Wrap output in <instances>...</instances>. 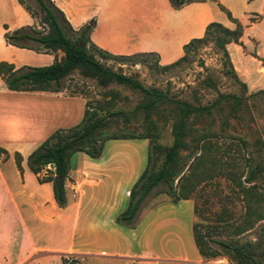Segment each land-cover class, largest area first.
Segmentation results:
<instances>
[{"label":"rangeland","instance_id":"1","mask_svg":"<svg viewBox=\"0 0 264 264\" xmlns=\"http://www.w3.org/2000/svg\"><path fill=\"white\" fill-rule=\"evenodd\" d=\"M207 2L204 7L215 11L212 17L215 20L211 23L217 22L225 26L228 20L226 12L221 8L219 11V5L215 1ZM181 9H175L171 0H150L149 3L145 0H116L95 19L98 26L92 36V43L112 56L156 54L162 58L163 66L170 65L182 58L185 45L204 36L192 38L180 47L182 42L198 32L185 29L183 24L192 19V9ZM112 11L118 12V15L111 14ZM96 21L89 24L93 25ZM257 43L260 45L262 42ZM235 44H240V41ZM253 44L256 46V41H253ZM156 48L162 49L164 54L161 56L160 52L154 50ZM34 52L37 55L54 54ZM35 54L22 52L19 55L23 63L20 68L51 65L48 60L36 59L38 56ZM59 55L63 56V53L59 52ZM249 55L256 59L255 64L250 67L261 69L257 72L258 75L253 77V86L244 81L236 71L230 52L228 51V57L224 56L223 51L210 40L192 50L188 59L179 66L165 70L156 64L152 56L142 58L146 63L140 60L139 63L133 64L126 60L104 59L97 54L98 60L108 68L137 79L148 89L168 93L174 100L195 106L210 105L221 96L227 95L241 100L239 106L235 105L234 98L223 101L212 114L194 117L189 122V137L186 140V148L180 153V159L189 169L185 171L183 182L188 186L187 190L192 191L190 200L194 203V208L188 204L184 211H173V214L165 218L160 214L154 217L158 233L151 241L150 248L162 259L193 255L192 247L182 242L184 233L180 228L181 223L191 231L193 223L198 231L207 236L214 250L221 253L220 257L204 261V264H248L234 253L223 251L216 242L239 246L264 264V217L253 227L247 224L254 221V218L249 216L254 210L264 216V57H258L254 53ZM256 62H260L261 66ZM63 86L65 95L82 97L86 103L89 102L91 107L99 111L101 116L114 111L131 112L145 101L144 94L139 91L116 84L102 87L97 80L86 78L79 71L65 79ZM70 109L78 111L79 108L72 106ZM175 117L173 106L166 104L150 114L138 111L137 116L129 120L112 118L105 131L110 134L144 133L148 123L153 122L160 135L159 143L163 147H170L174 141L172 131ZM202 138L205 140L198 142ZM104 149L106 158L122 163L120 166L124 170L123 174H114V180L123 179L124 183L125 190L120 192L116 208L117 213L120 211L122 214L128 208L130 200L126 189L138 173L141 175L147 167L149 141H109L105 143ZM118 154L117 158L114 157ZM82 155L78 153L72 156V169L80 163ZM163 159L164 156L160 155L156 169L161 167ZM22 160L24 161V156ZM10 162L7 163L10 164L6 166L7 170L15 166L14 161ZM258 168L263 169L254 183L257 186L259 203L253 204L244 191L254 185L246 182L250 172ZM49 170L46 168L40 175L49 176ZM27 172L33 181L35 175L29 170ZM167 189L166 185H160L144 200L139 212V221H143V217L159 205H172L173 197L166 193ZM33 223L35 222L29 219L30 226H33ZM35 224L42 225L38 222ZM48 226L47 223L44 224V227ZM39 240L46 246H59L49 235H43ZM101 263L107 264L106 261L98 259L85 264ZM108 263L123 264L118 261ZM161 264L179 263L162 261Z\"/></svg>","mask_w":264,"mask_h":264},{"label":"crops","instance_id":"2","mask_svg":"<svg viewBox=\"0 0 264 264\" xmlns=\"http://www.w3.org/2000/svg\"><path fill=\"white\" fill-rule=\"evenodd\" d=\"M52 1L72 27L80 30L96 21L98 15L116 0ZM207 3L195 2L181 9H192V19L183 24L185 29L198 32L188 37L180 47L192 38L205 35L206 27L215 20L212 19L215 11L204 7ZM215 3H220L244 26L240 44L228 45V51L236 71L253 86V77L261 69L250 67L256 59L249 54L264 57V0H215ZM111 14L118 15V12L112 11ZM225 16L228 18L225 26L234 29L235 24L226 13ZM36 24V20L18 0H0V63L14 65L17 70L23 65L19 59L22 52L35 54L32 50L8 44L7 39L15 30ZM97 26L96 21L89 33L91 41ZM253 41H256V46ZM257 42L262 43L259 45ZM154 50L160 52L161 56L164 54L160 48ZM37 56L36 59L48 60V64H53L56 56L62 58L59 52ZM159 59L163 66L162 58ZM256 63L261 66L260 62ZM72 106H77L78 111H72ZM85 110L86 102L82 97L65 95L63 90L59 93L10 91L0 76V147L10 153L8 161L0 159V264H63V256L74 257L81 264L97 259L107 264L109 261L123 264H161L162 261L204 264L194 241L193 223L191 231L180 223L184 233L182 242L192 247L193 255L162 259L150 248L151 241L158 233L154 217L160 214L165 218L173 211H184L188 204L194 208L191 200L172 202V205L165 203L151 209L136 228L116 222L121 214L116 209L118 197L125 188L123 179L114 180V174H123L124 170L120 166L122 163L106 158L104 152L100 159L81 153L83 155L77 167H70L68 178L64 179L68 202L63 208L56 203L52 182L41 183L39 175L35 174V179L31 181L27 172L30 171L29 155L57 130L78 125ZM16 152L24 156L22 170H19L13 156ZM117 156L119 154L114 157ZM12 161L15 168L7 170L6 166L10 165L7 163ZM140 176L138 173L126 189L129 199L131 187ZM29 219L42 225L33 223L30 226ZM45 223L49 226L44 227ZM43 235L54 238L59 246L43 245L39 240Z\"/></svg>","mask_w":264,"mask_h":264},{"label":"trees","instance_id":"3","mask_svg":"<svg viewBox=\"0 0 264 264\" xmlns=\"http://www.w3.org/2000/svg\"><path fill=\"white\" fill-rule=\"evenodd\" d=\"M26 11L36 20L37 26L22 27L10 36L7 42L18 48L29 49L38 53H58L63 56L59 59L56 56L55 62L44 67H22L15 69L14 65L0 63V76L5 81L7 88L15 92H54L63 90V81L73 73L79 71L82 76L97 80L99 85L106 87L116 84L141 92L145 96V101L131 112L114 111L101 116L99 111L86 103V110L82 121L71 128L60 129L54 132L45 142H43L28 157V167L30 171L39 175L41 183L52 182L54 186V196L59 207L67 205V193L65 184L58 185V177L68 178L70 172V160L73 155L83 153L93 159H100L103 156L105 143L112 140H148V164L141 174L132 190L130 191V201L128 208L116 219L122 226L136 228L139 221V212L144 200L152 194L155 188L166 185V193L173 197V202L190 200L191 190L184 184L187 165L180 159V153L186 148V140L189 137V122L194 117L210 115L223 101L227 102L234 98V103L239 106L241 100L234 96H221L212 104L207 106H195L188 102L174 100L168 93L146 88L137 79L127 76L121 72H116L97 58L100 54L104 59L126 60L133 64L147 62L142 60L145 57H154L156 64L160 65V59L156 54H139L135 56H112L97 48L90 39L92 24L84 26L80 30H75L69 23L63 12L59 10L52 0H18ZM175 9H181L191 3L207 2L215 0H171ZM34 5L36 8H34ZM230 21L235 24L234 29H230L221 23L213 22L206 27L205 35L199 39H193L184 46V56L178 61L161 66L164 70L175 68L186 61L192 50L199 45L213 41L215 45L228 57L227 45L238 43L244 34L242 23L234 19L231 13L222 5ZM170 104L175 109V122L173 124L174 141L170 147H163L159 143L160 135L156 125L148 123V128L144 133L124 132L108 133L105 128L110 119L116 118L129 120L137 116L138 111L150 114L162 106ZM205 140L202 138L199 141ZM163 155L161 167L156 169L159 156ZM19 170H22V155L19 152L14 154ZM10 158V153L0 147V159L6 161ZM51 166L49 176L41 177L40 174ZM191 168V167H189ZM189 170V169H187ZM263 171L261 168L252 170L247 178L248 184H254L258 179V174ZM184 181V182H183ZM177 184L175 185V183ZM242 186V184H240ZM180 187V188H179ZM255 184L245 188L244 193L252 199L253 204H258ZM179 188V190L177 189ZM257 202H255V201ZM195 212H197L195 208ZM254 221L247 222L253 227L259 220H263V214L256 210L249 214ZM250 223V224H249ZM193 235L196 247L204 261L214 260L221 256V253L214 250L209 244L207 236L198 231L197 226H193ZM225 252H232L241 260L248 264H262L253 258V255L245 252L239 246H232L224 242H216ZM63 264H81L79 260L71 256L62 257Z\"/></svg>","mask_w":264,"mask_h":264},{"label":"water","instance_id":"4","mask_svg":"<svg viewBox=\"0 0 264 264\" xmlns=\"http://www.w3.org/2000/svg\"><path fill=\"white\" fill-rule=\"evenodd\" d=\"M57 181L59 186H62L64 184V178L62 177H58Z\"/></svg>","mask_w":264,"mask_h":264},{"label":"built area","instance_id":"5","mask_svg":"<svg viewBox=\"0 0 264 264\" xmlns=\"http://www.w3.org/2000/svg\"><path fill=\"white\" fill-rule=\"evenodd\" d=\"M48 168H49V169H52V167H51V166H48Z\"/></svg>","mask_w":264,"mask_h":264}]
</instances>
